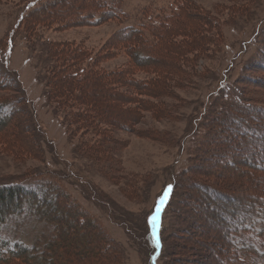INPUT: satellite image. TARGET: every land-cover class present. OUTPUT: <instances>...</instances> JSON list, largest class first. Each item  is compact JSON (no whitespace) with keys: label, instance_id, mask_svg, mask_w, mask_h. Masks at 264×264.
<instances>
[{"label":"rangeland","instance_id":"1","mask_svg":"<svg viewBox=\"0 0 264 264\" xmlns=\"http://www.w3.org/2000/svg\"><path fill=\"white\" fill-rule=\"evenodd\" d=\"M164 16L167 32L152 34ZM129 27L149 60L126 44ZM14 102L0 112V187L28 185L15 195L51 214L9 217L0 238L65 239L29 264H225L210 206L242 217L264 190V136L236 129L264 117V0H0V104ZM15 205L5 195L0 212Z\"/></svg>","mask_w":264,"mask_h":264},{"label":"trees","instance_id":"2","mask_svg":"<svg viewBox=\"0 0 264 264\" xmlns=\"http://www.w3.org/2000/svg\"><path fill=\"white\" fill-rule=\"evenodd\" d=\"M101 4H103V3H101ZM111 6H113V4H111ZM42 8H43V6H40V8L34 9L33 12H37ZM100 19L98 17L96 19V21H99ZM168 20L170 23L171 22L170 20H172V18L164 16V18L162 19V17H161L159 19V24H161V22L165 23V24H161V26H157V27H155V25L150 26L149 27V29L151 30L150 32L152 34H160V35L165 34L167 32ZM122 31H123L124 36H126L128 38V40L126 41V44L130 46L131 50L134 53H136V55L138 56V59L140 61L141 60H149L150 57H149V54H147V49L149 50V47H148L147 43H144V41L141 40L142 39V36L140 35L141 33L137 32L136 30H133L130 27L125 28ZM10 42L11 41H9V43L6 44L7 47L9 44H11ZM140 51H144L146 54L140 55L139 54ZM70 61H72V59ZM72 67L74 68L75 66L72 65ZM73 71H72V73H74L73 75L76 78L77 77V75H75L76 68H74ZM79 74H83V70H80ZM87 81H89V80H87ZM70 92H72V91H70ZM18 103L15 104V102H14V105H13V103L4 104V105L0 104V109H1L0 112H2V111L6 112L5 117H7L8 115H11L13 112L17 113L19 111V108L17 106ZM261 111H264V110H261ZM226 113H228V112L227 111L221 112V115H225ZM65 116L73 117L71 113H68V114L66 113ZM2 119L3 118H0V129H1L2 123H3ZM262 120H264L263 116L259 117V118H253V120H251V121H254L253 123L244 122V121H241L240 119H238L236 121L237 122L236 123V125H237L236 129L237 128L239 129V132H240L239 136L246 138L243 135L248 134L253 138H257V139L263 138V136H264V121H262ZM253 132H254V135H253ZM232 141L233 140L227 141V144L225 146H227L228 148H231L232 147L231 146ZM234 147H235V145H233V148ZM228 148H226V150ZM262 161L264 163V160H262ZM228 162H229L230 166H232L233 163L231 161V158L229 159ZM260 170L264 172V166L261 167ZM262 180H264V176H262ZM34 184H38V183L36 182ZM34 184H32V185H34ZM44 184H46V185L50 184L51 185L52 182L46 181ZM52 185H54V184H52ZM19 186H25L26 189L30 188V187H28V185H24V183L22 185L0 187V204H1L2 197L5 195L7 197H9L10 199L12 197L16 199V205L13 208V210H10V211L1 210V212H0V230L4 226H6L5 224L7 222V218L13 217V216H16L19 214L22 215L24 213L29 214L30 216L36 218L38 221H42V220L45 221L46 220L49 223V220H50L49 215L51 214V211L49 209L45 208L44 205H42L41 207H39L38 205H33V204H31V207H29L28 205H24V203H23L24 201L22 199H19L18 196L15 195L16 193H22V191H21L22 188ZM31 188H32V186H31ZM170 189H171V191L169 193V198H168L169 203L168 204H170L172 197H173V193H174V185L173 184H170ZM54 190H55V187H54ZM207 191L209 192V194H211V196H213V198H218V199L220 198L221 199L224 197V195L217 194L218 192L213 188L212 189L208 188ZM38 192L39 193L43 192L42 187H38ZM27 194H29V193H27ZM230 200H231V202L234 203L235 206H239V207H240V205H243V203H244V202H242V200L240 199L239 196H237V197L232 196ZM210 210L217 217H219V219L221 220L220 226L223 223H225L222 225L223 227L221 228V233L225 239V242L227 241V245L229 244V248L227 249V250H229V253H228L229 257L224 258L223 262L225 264H261L262 262H264V250H261V248H263V247L257 246L255 243L256 241L254 242V240L256 239L255 234H257L256 236H259V238H260L259 241L261 240V237L264 236V226H263L264 216L262 215V211L264 213V190H263V192L261 191L258 194V197L255 200V205H254V208L252 209V212H249V213L246 212L245 214H243L242 217H239L240 213L238 215L236 213L235 214L233 213V215L230 216L226 213V211L223 209V207H220V206H219V208L215 207V206H210ZM146 225H147V222H146ZM147 227H148L147 229L150 230L149 226H147ZM162 229H163V227L161 226L157 230V237H158L159 244H160V247L158 248V250L154 246V243H153V241H154L153 239H155V238H153L152 236L149 235L148 241L150 242V245L152 247L154 246V249L156 252V253H154L153 256H155L157 253H160L161 252L160 249L163 248V242H162V236H161L162 235ZM255 229H257V230H255ZM53 230H54V228H52V231ZM255 231H257V232H255ZM87 232L84 233L86 240L88 239L89 236L92 237V235L90 234V230H88ZM95 234L97 236H99V242L105 243L106 237H105L104 233L102 234V232L98 230V233L95 232ZM50 238H51V236H50ZM50 238L43 235L42 238L40 237L39 240L37 242H35V243L40 242V244L39 245L36 244L35 246L34 245H27L18 239L10 240V241L9 240L3 241L0 238V264H12L15 262H17V264H20L22 262H26L27 264H29L30 261H32V260L39 261L38 260L39 253H41L43 250H46L47 248H48V252L50 254L57 253L58 249H61V247L65 243V241H64L65 239H63L62 235L59 234L55 240L56 241L55 244H53L51 246L49 245L47 247V245L45 244L44 241L47 242ZM43 239H44V241H43ZM3 250L5 251L4 252L5 255L1 253V251H3ZM30 253H33L34 255H30ZM152 257H151V259L154 258V257L153 258Z\"/></svg>","mask_w":264,"mask_h":264},{"label":"snow or ice","instance_id":"3","mask_svg":"<svg viewBox=\"0 0 264 264\" xmlns=\"http://www.w3.org/2000/svg\"><path fill=\"white\" fill-rule=\"evenodd\" d=\"M170 191H171V189H170V187H169L168 192L165 193V196H164L161 200L158 201V206H157L156 209H155V213H156V214H155V216H153V217L150 219V223H151V225H152L153 228L156 227L157 220H158V218H159L160 212H162V210H163L162 207H160L159 205H163V204L166 202L167 194L170 193ZM153 243H154V246H155L156 248H159V247H160L158 237L154 239ZM153 259H154V258H153Z\"/></svg>","mask_w":264,"mask_h":264},{"label":"bare ground","instance_id":"4","mask_svg":"<svg viewBox=\"0 0 264 264\" xmlns=\"http://www.w3.org/2000/svg\"><path fill=\"white\" fill-rule=\"evenodd\" d=\"M175 191H176V190H175ZM181 192H182V191H181ZM181 198H182V197H181ZM185 207H186V206H185ZM186 211H187V210H186ZM190 224H191V223H190ZM190 224H189V225H190ZM192 224H193V223H192ZM186 227H187V226H186ZM188 232H190V231H188ZM177 236H178V235H177ZM172 237H173V236H172ZM215 243H216V242H215ZM210 244H211V243H210ZM204 250H205V249H204ZM204 257H205V255H204ZM202 259H203V258H202ZM197 260H198V259H197ZM197 260H196V261H197ZM199 260H200V259H199ZM202 262H203V261H202ZM186 263H187V262H186Z\"/></svg>","mask_w":264,"mask_h":264},{"label":"water","instance_id":"5","mask_svg":"<svg viewBox=\"0 0 264 264\" xmlns=\"http://www.w3.org/2000/svg\"><path fill=\"white\" fill-rule=\"evenodd\" d=\"M163 206H164V204H163ZM163 206H162V208H163Z\"/></svg>","mask_w":264,"mask_h":264}]
</instances>
